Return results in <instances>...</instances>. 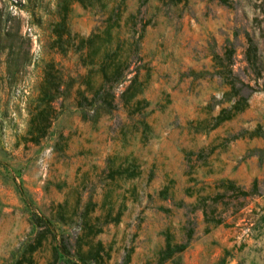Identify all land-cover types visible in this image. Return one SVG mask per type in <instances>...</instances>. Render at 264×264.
Returning <instances> with one entry per match:
<instances>
[{
	"label": "rangeland",
	"instance_id": "rangeland-1",
	"mask_svg": "<svg viewBox=\"0 0 264 264\" xmlns=\"http://www.w3.org/2000/svg\"><path fill=\"white\" fill-rule=\"evenodd\" d=\"M59 1L0 0V264H13L35 229L46 225L30 252L35 264H43L53 235L75 231L80 212L92 222L119 210L117 220L88 232L103 243L105 264H264V155L249 151L263 139L245 132L225 139L240 127H264V91H251L243 109L214 127L204 120L219 105L203 107L224 89L207 71L213 69L210 50L221 52L227 40L233 68L253 84L245 30L257 39V81L264 85V0H123L119 26L102 20L119 0H107L103 13L70 0L65 27L71 38L62 34L63 48L52 32ZM139 17L147 21L139 58H131L130 71L112 83V107L88 104L102 81L97 61L109 69L128 53L131 21ZM136 65V97L147 103L130 111L133 100L123 101L121 91ZM46 67L59 83L45 103L51 107L46 132L32 140L28 119L46 102L39 100ZM201 146L203 159L196 162ZM133 163L136 172L130 173ZM254 177L260 194L246 195L217 224L202 220L197 195L214 192L221 178L247 188ZM59 211L73 222L54 221ZM190 226L185 247L157 262L167 238L179 241Z\"/></svg>",
	"mask_w": 264,
	"mask_h": 264
},
{
	"label": "trees",
	"instance_id": "trees-1",
	"mask_svg": "<svg viewBox=\"0 0 264 264\" xmlns=\"http://www.w3.org/2000/svg\"><path fill=\"white\" fill-rule=\"evenodd\" d=\"M70 0H60L58 5L61 6L62 11L58 14V19L54 22L52 32L54 33V41L57 42L59 47H62L64 38L70 39L69 30L65 27V12L67 10V2ZM83 6H89L91 8H96L100 13L104 12V7L107 0H77ZM179 0H162L165 5L176 4ZM221 2H226V0H220ZM124 9L123 0L115 2L111 7L105 11L106 17L102 20L109 22L112 20L116 26H119L120 20L122 18V12ZM132 16L131 14H129ZM142 17H139L137 21L134 19L131 21V28L128 37L129 49L126 55L119 57L111 63L109 69L105 66L102 59L97 61L99 68L101 70V84L99 88L96 89L94 96L88 98L85 97L88 104L105 105L107 108L112 107L113 93L111 91L112 83L118 81L130 71L128 69V64L131 58L134 60L138 59V42L142 35L143 26L146 23ZM262 29H258L259 33ZM103 33H108V27L104 28ZM62 34L65 37H62ZM244 36L246 39V46L243 51L244 59L249 66L250 70L253 72V84H250L247 79L245 80L239 73L233 68V46L231 41H225L222 46V51L218 52L216 50H210L211 56V66L212 70L207 71L209 76H214L215 80L219 85L224 86L217 97L214 94H210L205 100L203 107L205 109H212L217 104L218 109L214 114L208 116L204 122H207L208 127H214L221 123L223 120L232 117L236 112L243 109L248 102V97L251 91L260 89L264 91V85L258 86L257 78L260 75V70L262 63L260 62L261 57L259 56V50L257 46V39L254 38L249 31H244ZM63 48V47H62ZM61 49V48H59ZM62 50V49H61ZM109 53H107L108 55ZM103 57H106L105 55ZM132 60V59H131ZM134 73L129 77L128 83L125 85L122 93H126L125 99L123 101L133 100L134 107L130 111L139 110L143 105H146L147 100L143 98L136 97L137 93L141 91L140 81L137 79L138 66L133 67ZM204 71V72H206ZM44 82L45 85L40 87L39 100H44L42 106L38 105L36 111L32 113L28 119V133L30 134V139L36 140L38 137L43 136L50 122V110L51 107H46L47 97H51V89L57 90L58 88V75L55 71L44 69ZM49 86V87H48ZM120 94V95H121ZM226 104L222 105V103ZM49 112V113H48ZM204 128V127H202ZM247 135H258L262 137L263 142L261 146H253L249 149L252 154H256L258 157L264 155V127L260 124H255V126L247 131L246 128L240 127L233 133H228L225 139L234 138L236 136H241L242 133ZM203 146L197 148L194 151L195 161L203 159L204 153ZM135 164L131 165L130 173H135ZM217 188L212 193H207L204 195H197L196 203L194 204L200 210L202 220L204 222L217 224L223 221L224 214L233 213L238 210V208L244 203V197L246 195L260 194L258 190V179L254 177L247 188H243L241 185L235 183L234 180L230 178L218 179L215 184ZM91 209V208H90ZM120 214V210L117 211L115 215L109 217L108 212L104 215L102 219L100 216H93L92 222H89L88 216L82 211L78 215V221H76L77 228L73 232L63 231L58 234V236L53 235V243L50 245V256L47 258L43 264H57L58 261H67L70 264H105L103 260V255L107 251L104 249V245L99 239H94L93 236H89L88 232H92V235L101 230L103 223L109 222L111 220H117ZM56 222L66 223L70 225L73 221L72 219H66L63 214L59 211L51 216ZM262 219L264 216H260ZM45 218V217H44ZM38 216L37 220L44 219ZM48 226H43L41 228L35 229L33 241H28L25 243L19 257L15 259L13 264H20L25 262L26 264H35L32 257L30 256L31 250H33L37 245L40 244L41 238L44 236ZM192 227H188L184 231V237L179 241L169 242L168 238L165 241L164 246L159 250L157 262L163 261L165 258L171 256L174 251L181 250L185 247L187 241L191 238Z\"/></svg>",
	"mask_w": 264,
	"mask_h": 264
}]
</instances>
